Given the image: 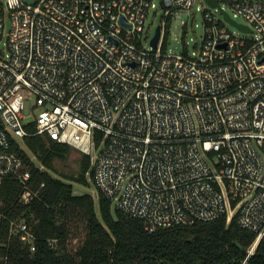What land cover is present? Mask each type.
<instances>
[{"label":"built area","instance_id":"2783aa9c","mask_svg":"<svg viewBox=\"0 0 264 264\" xmlns=\"http://www.w3.org/2000/svg\"><path fill=\"white\" fill-rule=\"evenodd\" d=\"M26 1L0 0V191L23 185L0 211V250L18 240L36 251L34 221L10 212L45 187H30L22 151L47 136L89 156L88 180L148 231L237 216L256 234L253 256L264 243V0ZM197 4L202 44L175 54L173 20Z\"/></svg>","mask_w":264,"mask_h":264},{"label":"trees","instance_id":"16d2710c","mask_svg":"<svg viewBox=\"0 0 264 264\" xmlns=\"http://www.w3.org/2000/svg\"><path fill=\"white\" fill-rule=\"evenodd\" d=\"M24 146L22 157L30 163L33 176L30 187H45L30 205H15L10 217L22 215L34 221L36 251L15 240L12 251L0 250L7 264H264V243L248 258L256 234L241 228L237 216L150 232L141 220L116 210L101 191L97 198L74 193L73 182L92 185L87 178L92 167L89 156L81 157L76 178L55 166L73 153L72 147L47 136L26 138ZM29 155L36 162H30ZM21 190L18 181L6 180L0 211L12 207ZM53 240L57 249L50 246Z\"/></svg>","mask_w":264,"mask_h":264},{"label":"rangeland","instance_id":"374dc122","mask_svg":"<svg viewBox=\"0 0 264 264\" xmlns=\"http://www.w3.org/2000/svg\"><path fill=\"white\" fill-rule=\"evenodd\" d=\"M200 6V4H197L192 13L180 14L173 20L168 48L175 54L183 52L185 44H188V49L191 54L195 52V48L201 46L205 33V27L203 15L199 10ZM228 12L234 15L230 9H228ZM161 18L162 13L160 10H152L149 14L146 26L152 36L155 35L156 30L161 23ZM236 21L238 23H243L244 20L242 18H236ZM231 31L236 32V29L231 27ZM81 157L82 155L77 150H74L69 157L63 160H58L55 166L59 172H63L66 175H72L77 178L80 175ZM91 183L92 185L85 186L77 182H73L74 193L76 195L89 194L96 197L98 193L97 187L92 181Z\"/></svg>","mask_w":264,"mask_h":264},{"label":"water","instance_id":"95a60500","mask_svg":"<svg viewBox=\"0 0 264 264\" xmlns=\"http://www.w3.org/2000/svg\"><path fill=\"white\" fill-rule=\"evenodd\" d=\"M27 3L29 4H34L35 3V0H27L26 1ZM208 2L213 5L214 7H219L220 5L215 2V1H212V0H208ZM227 19L230 20V18L227 16ZM242 29H244V27L240 26ZM159 39H160V28L157 30V35H156V38L154 39L153 41V45L156 47L158 42H159Z\"/></svg>","mask_w":264,"mask_h":264}]
</instances>
